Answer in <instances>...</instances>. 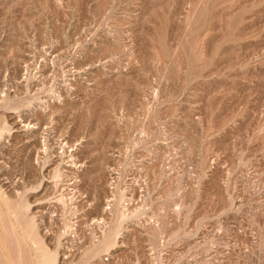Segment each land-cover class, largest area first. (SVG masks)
<instances>
[{"label": "rangeland", "instance_id": "1", "mask_svg": "<svg viewBox=\"0 0 264 264\" xmlns=\"http://www.w3.org/2000/svg\"><path fill=\"white\" fill-rule=\"evenodd\" d=\"M0 264H264V0H0Z\"/></svg>", "mask_w": 264, "mask_h": 264}]
</instances>
